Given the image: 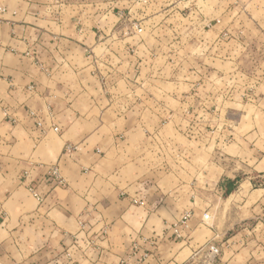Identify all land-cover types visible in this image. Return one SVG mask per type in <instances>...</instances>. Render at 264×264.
Instances as JSON below:
<instances>
[{
  "label": "crops",
  "instance_id": "obj_1",
  "mask_svg": "<svg viewBox=\"0 0 264 264\" xmlns=\"http://www.w3.org/2000/svg\"><path fill=\"white\" fill-rule=\"evenodd\" d=\"M112 4L0 0V264H232L217 229L196 236L189 220L178 231L173 189L131 156L150 149L131 138L153 132L139 127L140 96L112 94L128 79L112 77L110 58L133 54L139 68L149 49L123 45L136 31L121 29Z\"/></svg>",
  "mask_w": 264,
  "mask_h": 264
},
{
  "label": "rangeland",
  "instance_id": "obj_2",
  "mask_svg": "<svg viewBox=\"0 0 264 264\" xmlns=\"http://www.w3.org/2000/svg\"><path fill=\"white\" fill-rule=\"evenodd\" d=\"M126 3L111 5L123 17L121 29L136 31L123 45L141 40L150 50L140 55L139 68L133 54L110 58L113 73L118 68L112 77L128 79L112 94L140 96L139 104L124 105L144 112L139 127L153 132L131 138L152 148L132 152L152 161L144 169L134 167L140 174L154 169L163 190L173 189L178 231L189 220L191 226L198 223L196 236L205 227L217 229L225 261L259 264L264 261V0ZM139 15L147 18L139 21ZM151 15L156 18L149 20ZM97 53L100 61L103 54ZM104 69L100 63L96 73L104 76ZM228 176L236 189L227 197L219 183Z\"/></svg>",
  "mask_w": 264,
  "mask_h": 264
},
{
  "label": "built area",
  "instance_id": "obj_3",
  "mask_svg": "<svg viewBox=\"0 0 264 264\" xmlns=\"http://www.w3.org/2000/svg\"><path fill=\"white\" fill-rule=\"evenodd\" d=\"M121 17H122V15H121ZM54 129L56 130V131H58L59 130V128L58 127H54ZM53 175L55 176V178L58 180V182L60 183V184H63L64 183V180H63V178H61V177H59V173L57 172V170L55 169L54 171H53ZM31 190H33V193L36 195V196H38V193L34 190V189H31ZM208 218V216L207 215H205L204 216V219H207ZM185 223V222H184ZM209 249H210V253H211V258H217L219 255H220V248L218 247V246H215V245H209Z\"/></svg>",
  "mask_w": 264,
  "mask_h": 264
},
{
  "label": "trees",
  "instance_id": "obj_4",
  "mask_svg": "<svg viewBox=\"0 0 264 264\" xmlns=\"http://www.w3.org/2000/svg\"><path fill=\"white\" fill-rule=\"evenodd\" d=\"M223 189L225 195L228 197L230 194H232L236 189V181L235 179H227L225 182H223Z\"/></svg>",
  "mask_w": 264,
  "mask_h": 264
}]
</instances>
